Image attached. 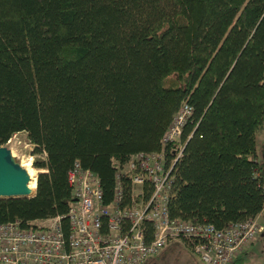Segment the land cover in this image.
<instances>
[{
    "label": "trees",
    "instance_id": "obj_1",
    "mask_svg": "<svg viewBox=\"0 0 264 264\" xmlns=\"http://www.w3.org/2000/svg\"><path fill=\"white\" fill-rule=\"evenodd\" d=\"M183 103L170 217L263 216L264 0H0V146L25 133L42 156L34 194L0 198V222L64 215L76 161L108 201L116 163L159 150Z\"/></svg>",
    "mask_w": 264,
    "mask_h": 264
},
{
    "label": "built area",
    "instance_id": "obj_2",
    "mask_svg": "<svg viewBox=\"0 0 264 264\" xmlns=\"http://www.w3.org/2000/svg\"><path fill=\"white\" fill-rule=\"evenodd\" d=\"M191 114L192 107L183 103L159 150L116 163L108 201L97 174L76 161L67 172L72 201L64 215L0 222V264H147L181 239L201 264H231L263 231L258 215L221 229L169 215L173 169Z\"/></svg>",
    "mask_w": 264,
    "mask_h": 264
},
{
    "label": "rangeland",
    "instance_id": "obj_3",
    "mask_svg": "<svg viewBox=\"0 0 264 264\" xmlns=\"http://www.w3.org/2000/svg\"><path fill=\"white\" fill-rule=\"evenodd\" d=\"M6 146L21 166L25 161L31 160L33 163L35 159H41L42 157L32 154L33 147L28 143L25 133L13 135ZM256 158L264 175V127L256 136ZM32 163L35 178L40 170L35 169ZM257 219L264 227V215H258ZM240 256L243 258L242 264H264V231L256 241L245 246ZM147 264H201V262L182 240H178L169 243L158 255L150 257Z\"/></svg>",
    "mask_w": 264,
    "mask_h": 264
},
{
    "label": "water",
    "instance_id": "obj_4",
    "mask_svg": "<svg viewBox=\"0 0 264 264\" xmlns=\"http://www.w3.org/2000/svg\"><path fill=\"white\" fill-rule=\"evenodd\" d=\"M29 182L27 170L16 161L11 150L6 145L0 146V198L30 197Z\"/></svg>",
    "mask_w": 264,
    "mask_h": 264
},
{
    "label": "bare ground",
    "instance_id": "obj_5",
    "mask_svg": "<svg viewBox=\"0 0 264 264\" xmlns=\"http://www.w3.org/2000/svg\"><path fill=\"white\" fill-rule=\"evenodd\" d=\"M31 163H32L31 160L25 161V162L22 163V167H24L27 170L28 175L31 178V181L29 182L28 186L30 187L31 190H33L34 187H35V179H34L35 173H34V169L31 166Z\"/></svg>",
    "mask_w": 264,
    "mask_h": 264
},
{
    "label": "flooded vegetation",
    "instance_id": "obj_6",
    "mask_svg": "<svg viewBox=\"0 0 264 264\" xmlns=\"http://www.w3.org/2000/svg\"><path fill=\"white\" fill-rule=\"evenodd\" d=\"M263 231H264V228H263ZM263 231H262L260 234H262V233H263Z\"/></svg>",
    "mask_w": 264,
    "mask_h": 264
}]
</instances>
